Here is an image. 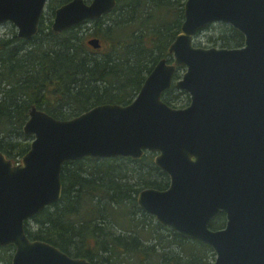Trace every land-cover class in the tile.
<instances>
[{
    "label": "water",
    "instance_id": "obj_1",
    "mask_svg": "<svg viewBox=\"0 0 264 264\" xmlns=\"http://www.w3.org/2000/svg\"><path fill=\"white\" fill-rule=\"evenodd\" d=\"M47 1L0 0V25L32 39ZM115 5L70 0L55 9L51 30L97 19ZM217 22L238 30L243 45L195 46L194 36ZM87 43L101 47L97 37ZM168 51L173 61L158 60L130 103L99 104L65 120L31 106L23 132L32 141L21 162L0 151V247H14L10 264H91L30 239L25 222L60 200L65 163L139 159L145 151L156 153L154 163L169 185L139 191L143 211L209 245L213 264H264V0H186ZM176 67L185 68L175 82L189 95L183 108L162 99ZM220 213L224 226L210 229Z\"/></svg>",
    "mask_w": 264,
    "mask_h": 264
},
{
    "label": "trees",
    "instance_id": "obj_2",
    "mask_svg": "<svg viewBox=\"0 0 264 264\" xmlns=\"http://www.w3.org/2000/svg\"><path fill=\"white\" fill-rule=\"evenodd\" d=\"M70 0H48L38 32L26 41L0 26V151L18 163L32 136L23 132L35 106L56 119H71L104 103L125 105L137 95L161 58L172 61L170 43L184 20L186 0H116L102 17L54 33L55 9ZM218 26L209 43L240 47L243 35L228 24ZM97 37L101 49L87 41ZM201 40L194 39L196 46ZM177 68L173 81L180 78ZM162 99L184 107L187 93L174 82ZM60 200L25 222L32 240L47 242L91 264H213L212 248L160 224L137 204L145 188L165 189L168 176L154 164L153 153L129 157L83 158L61 170ZM218 215L210 228L222 227ZM13 247H0V264H10Z\"/></svg>",
    "mask_w": 264,
    "mask_h": 264
},
{
    "label": "rangeland",
    "instance_id": "obj_3",
    "mask_svg": "<svg viewBox=\"0 0 264 264\" xmlns=\"http://www.w3.org/2000/svg\"><path fill=\"white\" fill-rule=\"evenodd\" d=\"M90 0H87V2H89ZM44 13H45V17H47L48 15L47 14H49V10H48V8H45V11H44ZM47 13V14H46ZM1 26H4V27H2V30L1 31H5V30H10L11 29V27H13L11 24H9V23H6V24H3V25H1ZM208 27V26H207ZM204 28L203 30H201V31H199L197 34H196V36H195V38L194 39H198V40H201L202 42H201V47H206V48H208V47H221L220 45H218V44H215V43H209V42H207V40H206V37L207 36H211V35H214V32L215 31H218L219 30V27L218 26H214V27H211V28ZM215 36V35H214ZM180 68H182V70H181V73H180V77H181V75H182V73L184 72V70H185V68L184 67H180ZM187 96H188V94H187ZM188 102H189V96H188ZM188 104V103H187ZM186 104V105H187ZM185 105V106H186ZM153 156H154V158H155V154L153 153ZM13 253V252H12Z\"/></svg>",
    "mask_w": 264,
    "mask_h": 264
}]
</instances>
